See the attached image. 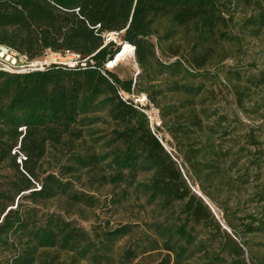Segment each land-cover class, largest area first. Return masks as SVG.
Masks as SVG:
<instances>
[{
    "label": "trees",
    "instance_id": "trees-1",
    "mask_svg": "<svg viewBox=\"0 0 264 264\" xmlns=\"http://www.w3.org/2000/svg\"><path fill=\"white\" fill-rule=\"evenodd\" d=\"M223 1L0 0V46L26 55L31 61L47 51L62 56L73 54L78 60L75 68L52 65L26 73L0 70V164L13 161L19 174L14 184L17 193L29 191L35 188V182H40V190L32 191V199L48 200L67 194L69 183L58 177L48 175L42 181L39 179L38 163L48 148L57 149L65 144L64 137L73 136L82 118L106 108L115 123L108 141L110 151L99 156H76L75 161L79 168L105 164L110 170V184L141 189L167 214L175 215L172 209L180 206V214L172 223L153 225L162 244L159 246L157 239L149 241L152 250L159 246L166 252L155 264H228L224 255L234 258L229 264H247L243 260V246L235 239L238 235L233 224L227 221L235 238L192 191L193 181L200 180L202 175L213 179L218 167L212 166L206 172V156L200 159V151L195 149L197 140L193 135L201 129L197 111L180 112L174 106L160 108L156 99L157 94H164L159 76L166 73L195 76L184 60L167 64L157 58L152 42L157 35V20L167 17L175 29L192 27L195 42L208 50L225 20ZM263 25L264 15H261L257 26ZM110 33H120L122 41L135 48L139 65L136 79L123 80L106 68L120 50L116 43H106L105 37ZM163 39L158 38L159 46ZM261 83L264 84V74ZM180 88L193 96L201 92L200 88L187 85ZM121 93L146 95V106L136 104L131 98L124 100ZM149 105L160 110L165 127L181 143L191 177L183 175L185 166L179 157L164 149L160 142L164 139L158 137L159 129L153 132L146 113ZM15 151L25 156V172L16 164ZM140 173L152 175L147 181L139 182ZM205 190L203 187L202 191ZM76 199L88 202L83 195ZM33 213L29 211L26 218L20 211L10 210L0 223V247L8 245L13 234L20 243L26 241L12 264H34L38 259L41 264H134L139 257L140 245L136 249H124L118 261L114 258L115 243L132 234L133 226H120L93 240L87 231L61 216L50 215L39 223ZM208 225L225 234V240L213 253L202 248L205 242H199L196 235L197 227ZM195 249L205 251L194 263L191 259ZM144 253L145 250L141 254Z\"/></svg>",
    "mask_w": 264,
    "mask_h": 264
},
{
    "label": "rangeland",
    "instance_id": "rangeland-1",
    "mask_svg": "<svg viewBox=\"0 0 264 264\" xmlns=\"http://www.w3.org/2000/svg\"><path fill=\"white\" fill-rule=\"evenodd\" d=\"M223 3L225 20L208 50L195 42L192 27L175 29L167 17L157 20V35L152 38L157 58L167 64L184 60L195 76L185 73L159 76L158 83L164 94H157L156 99L160 108L174 106L180 112L197 111L201 129L193 135L197 140L195 149L200 151V159L206 156V172L212 166L218 167L213 179L202 175L191 186L201 191L204 187L203 194L219 210L225 223L230 221L233 224L238 238L231 230L232 236L243 246V260L247 264H264V84L261 83L264 25L257 26L259 17L264 15V0H224ZM158 38H164L160 46ZM110 70L123 80L136 79L139 65L136 59L134 66L126 58ZM184 85L200 88L201 92L196 96L189 95L180 88ZM146 113L151 116L154 131L159 129L158 137L164 139L170 152L185 166L183 175L191 177L181 153L183 147L165 127L160 110L149 105ZM114 129L115 123L108 110L100 108L80 120L73 136L64 137V145L57 149L48 148L38 163L39 179L42 181L48 175H54L69 183L70 187L67 194L52 199L31 198L32 191L40 190V182H35V188L18 194L14 184L19 174L13 161L1 163L0 222L4 213L11 209L20 211L26 218L29 211H34L33 218L39 223L50 215H58L87 231L93 240L106 231L130 225L134 227L132 234L115 243V260L118 261L124 249H136L138 245L139 257L134 264H155L163 258L166 252L159 247L162 240L155 234L153 225L172 223L171 220L180 214V206L172 209L175 215L167 214L141 189L110 184V170L105 164L88 168H79L76 164V156H99L109 152L108 141ZM76 135L81 137L75 139ZM25 160V156L17 152L16 164L21 172H25ZM151 175L140 173L137 180L147 181ZM82 195L88 202L77 201L76 197ZM196 230L198 241L205 242L202 248L212 253L225 240V234L218 233L210 225ZM156 239L159 246L152 250L149 241ZM25 243H20L13 234L8 245L0 247V264H12ZM203 249H195L191 262L203 257ZM144 250L145 253L141 254ZM224 257L228 264L234 260L228 255ZM34 264L41 262L38 259Z\"/></svg>",
    "mask_w": 264,
    "mask_h": 264
},
{
    "label": "built area",
    "instance_id": "built-area-1",
    "mask_svg": "<svg viewBox=\"0 0 264 264\" xmlns=\"http://www.w3.org/2000/svg\"><path fill=\"white\" fill-rule=\"evenodd\" d=\"M105 38H106V43L114 42L120 48L119 52L115 55L113 60L109 61L106 64V68L109 71H111L110 68L111 69L115 68L114 66H112V64L115 61L116 57L123 50V47L125 45H128L132 49L135 57V48L132 45H129L128 43H124L122 41V37L120 33H110L107 34ZM52 65H62L70 68H75L76 66H78V60L73 54H67L66 56H62L60 54L47 51L41 58L31 61L26 55L19 54L7 47L0 46V70L2 71H6L10 73H26L33 71V69H38L37 71L44 70ZM138 74L139 72L137 73V76ZM123 94L125 93H121L120 95L124 100L130 99L129 95L125 94L127 96H124ZM133 96H134L133 100L136 104H140L141 106H146L147 97L144 94H141L139 96H135V95ZM144 96L146 97V99L144 98ZM149 119L151 120L150 115H149Z\"/></svg>",
    "mask_w": 264,
    "mask_h": 264
},
{
    "label": "water",
    "instance_id": "water-1",
    "mask_svg": "<svg viewBox=\"0 0 264 264\" xmlns=\"http://www.w3.org/2000/svg\"><path fill=\"white\" fill-rule=\"evenodd\" d=\"M38 69H33V71H37ZM124 96H127L125 94H123ZM144 98L146 99V97L144 96ZM151 128L154 132V128H153V125L151 124ZM160 142L162 143L164 149L170 154V149L169 147L162 141L160 140ZM183 173V171H182ZM184 174V173H183ZM185 176V175H184ZM192 191L198 196L200 197L204 203L209 207V209L212 211V213L214 214V216L216 217V219L219 221V223L221 224L222 228L224 230H226L229 234H232L231 232V229L227 226V224L225 223L224 219H223V216L220 215V212L219 210L215 207V205L210 201V199L203 194V192L198 188H193L192 187ZM12 210V209H11ZM7 215V213L4 214V216L2 217V220L5 218V216ZM1 220V222H2ZM0 222V223H1Z\"/></svg>",
    "mask_w": 264,
    "mask_h": 264
},
{
    "label": "bare ground",
    "instance_id": "bare-ground-1",
    "mask_svg": "<svg viewBox=\"0 0 264 264\" xmlns=\"http://www.w3.org/2000/svg\"><path fill=\"white\" fill-rule=\"evenodd\" d=\"M126 58L130 59L135 66V57H134V53L132 51V49L128 46L125 45L123 47V50L120 52V54L116 57L115 61L113 62L112 66H114L115 68L122 62L124 61Z\"/></svg>",
    "mask_w": 264,
    "mask_h": 264
}]
</instances>
